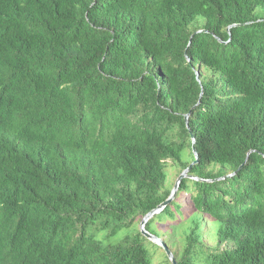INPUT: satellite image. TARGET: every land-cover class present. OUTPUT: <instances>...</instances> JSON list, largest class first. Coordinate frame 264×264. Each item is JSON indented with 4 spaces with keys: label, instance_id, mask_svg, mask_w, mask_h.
<instances>
[{
    "label": "trees",
    "instance_id": "obj_1",
    "mask_svg": "<svg viewBox=\"0 0 264 264\" xmlns=\"http://www.w3.org/2000/svg\"><path fill=\"white\" fill-rule=\"evenodd\" d=\"M169 166L178 264H264V0H0V264H153Z\"/></svg>",
    "mask_w": 264,
    "mask_h": 264
},
{
    "label": "water",
    "instance_id": "obj_2",
    "mask_svg": "<svg viewBox=\"0 0 264 264\" xmlns=\"http://www.w3.org/2000/svg\"><path fill=\"white\" fill-rule=\"evenodd\" d=\"M238 24H234L232 26H237ZM230 26V28L232 27ZM229 28V29H230ZM200 32V31H199ZM193 38V37H192ZM192 38H191V41L192 42ZM186 120H187V124H189V114L186 116ZM243 167V165H241L239 167V170ZM192 166H190L188 169L184 170L178 177L175 185H174V188L172 190V193L170 195V197L164 201L163 203H161L158 208L152 210L150 213H148L141 221L140 223V229H141V232L150 240L156 242L157 244L159 245H162L163 248L165 249L169 259L171 260L172 264H178V261L176 260L175 256H174V253L172 252V250L168 247L167 244H165L163 242V240L155 235H153L152 233H150L147 229H146V223L153 217L155 216L157 213H159L162 209H164L176 196L178 190H179V187L181 185V182L182 180L185 178V177H189V171L191 170ZM237 172V171H236ZM236 172H233L231 174H229L228 176H233L234 174H236ZM224 178V177H223Z\"/></svg>",
    "mask_w": 264,
    "mask_h": 264
},
{
    "label": "rangeland",
    "instance_id": "obj_3",
    "mask_svg": "<svg viewBox=\"0 0 264 264\" xmlns=\"http://www.w3.org/2000/svg\"><path fill=\"white\" fill-rule=\"evenodd\" d=\"M168 172H169V180H168V186L169 188H172L174 187L177 179H178V174H179V169L175 168V167H172V166H169L168 167ZM185 206H187V204H185ZM141 223V222H140ZM140 223H139V227H140ZM166 227L169 228V231L168 233H164L163 236L164 238H168L170 237V234L171 231L173 232L174 231V228H175V223L171 222H167L166 224H162L160 225V229H166ZM174 236H176L174 233L172 234ZM178 237H181L182 235L181 234H177ZM161 247H163L162 245H160ZM161 247H158V248H154V247H151V251L150 253L152 254V257H153V264H171L167 261L166 259V253L164 251L163 248Z\"/></svg>",
    "mask_w": 264,
    "mask_h": 264
}]
</instances>
